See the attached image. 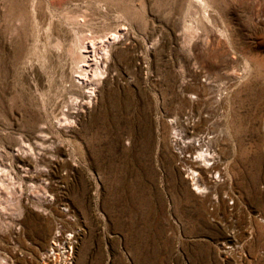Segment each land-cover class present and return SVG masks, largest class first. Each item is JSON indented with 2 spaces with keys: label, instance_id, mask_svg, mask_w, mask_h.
I'll return each mask as SVG.
<instances>
[{
  "label": "rangeland",
  "instance_id": "1",
  "mask_svg": "<svg viewBox=\"0 0 264 264\" xmlns=\"http://www.w3.org/2000/svg\"><path fill=\"white\" fill-rule=\"evenodd\" d=\"M263 144L264 0H0V264H264Z\"/></svg>",
  "mask_w": 264,
  "mask_h": 264
},
{
  "label": "bare ground",
  "instance_id": "2",
  "mask_svg": "<svg viewBox=\"0 0 264 264\" xmlns=\"http://www.w3.org/2000/svg\"><path fill=\"white\" fill-rule=\"evenodd\" d=\"M82 48L84 47L82 46ZM84 49H86V47ZM84 59H85V56H84ZM83 61H86V60H83ZM82 75H84V72H82ZM200 100H202L200 97L197 102L195 100H192L191 97H187L184 102L186 104H193V105L195 104L197 107H194V108L195 109L197 108L198 110H200V105H201ZM66 115H67L66 118L70 119V116L68 114ZM201 115L202 113L199 112L198 114L199 122L196 123V125L197 124L200 125L201 123H204L207 121L204 118H202ZM188 135H189L188 138L184 139L183 142L181 143L182 145L181 153L183 155L182 156L174 155V157L176 156V160L177 162H179V165L184 168L185 173H188L189 176H191V182H192V185L194 186V189L189 191V188H188L189 186L186 185V189L188 190V193L206 192L209 186H212L213 183L215 184V182L217 181V176L218 178H221V177L223 178V176H226L228 180L230 181L236 178V175H237L236 171L238 170L239 163L237 161H231L230 158L226 159L222 157L221 155L222 152H221V149L219 148L220 142L218 143L219 139L222 136L221 134H216L214 132H208L205 134H200V132H193ZM233 136H234V133H233ZM259 149H262V148H259ZM260 166L261 165L259 161V164L257 165L258 173L260 172ZM175 168L176 167L173 168L172 166V169L168 171V178H170L171 171H174ZM0 172L5 174L6 176L11 175L10 171L7 169V165L5 166V163H3L2 161H0ZM209 174H211L212 176H209ZM2 185L5 186L4 188L5 194H3L4 195L3 199L6 202L7 207L14 209V210L19 209L21 205L20 199L14 196L15 190L13 189V187L10 186V184L6 185L3 182H2ZM10 223H11L10 225H15V221L13 220H11ZM20 224H21V227H20L21 231L19 232L18 237H19V240H22L24 238V233H25V231L23 230L25 223L23 224L20 223ZM58 236L60 235H56L54 237L55 239L54 242H56L58 239L60 240ZM67 243L72 244L71 238H68V241L66 242V244ZM67 247L65 246L64 248H67ZM71 248L73 249L74 247H71L70 245V250L68 249L67 251L68 252L67 257L71 254ZM55 258L58 259L57 256ZM45 264H48V263H45Z\"/></svg>",
  "mask_w": 264,
  "mask_h": 264
},
{
  "label": "built area",
  "instance_id": "3",
  "mask_svg": "<svg viewBox=\"0 0 264 264\" xmlns=\"http://www.w3.org/2000/svg\"><path fill=\"white\" fill-rule=\"evenodd\" d=\"M68 257H70V255ZM68 257L65 255L64 262H67ZM54 264H56V263L54 262Z\"/></svg>",
  "mask_w": 264,
  "mask_h": 264
}]
</instances>
